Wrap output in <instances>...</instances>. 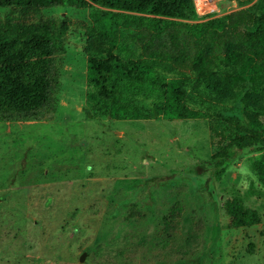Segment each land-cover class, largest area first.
Returning a JSON list of instances; mask_svg holds the SVG:
<instances>
[{"label":"rangeland","instance_id":"374dc122","mask_svg":"<svg viewBox=\"0 0 264 264\" xmlns=\"http://www.w3.org/2000/svg\"><path fill=\"white\" fill-rule=\"evenodd\" d=\"M193 4L200 19L237 7ZM89 11L42 12L68 27L53 117L0 121V264H264V187L251 168L264 150L214 179L210 156L233 137L216 117L87 118ZM230 195L241 206L227 214ZM248 208L260 221L230 227Z\"/></svg>","mask_w":264,"mask_h":264},{"label":"trees","instance_id":"16d2710c","mask_svg":"<svg viewBox=\"0 0 264 264\" xmlns=\"http://www.w3.org/2000/svg\"><path fill=\"white\" fill-rule=\"evenodd\" d=\"M250 2V4H249ZM200 19L193 0H0V121L51 119L67 23L43 10L90 8L84 114L89 119L216 117L233 137L210 156L218 179L240 156L264 150V0ZM264 187V156L251 161ZM241 206L225 198L227 214ZM260 221L246 209L230 227Z\"/></svg>","mask_w":264,"mask_h":264},{"label":"built area","instance_id":"2783aa9c","mask_svg":"<svg viewBox=\"0 0 264 264\" xmlns=\"http://www.w3.org/2000/svg\"><path fill=\"white\" fill-rule=\"evenodd\" d=\"M231 2H235V4H236V0H230ZM202 2H205V3H207L208 5L211 3V0H202ZM237 6V5H236ZM194 7H195V5H194ZM237 8V7H236ZM196 10V9H195Z\"/></svg>","mask_w":264,"mask_h":264},{"label":"water","instance_id":"95a60500","mask_svg":"<svg viewBox=\"0 0 264 264\" xmlns=\"http://www.w3.org/2000/svg\"><path fill=\"white\" fill-rule=\"evenodd\" d=\"M85 256V252H81V254L78 257V260L81 262Z\"/></svg>","mask_w":264,"mask_h":264},{"label":"bare ground","instance_id":"6f19581e","mask_svg":"<svg viewBox=\"0 0 264 264\" xmlns=\"http://www.w3.org/2000/svg\"><path fill=\"white\" fill-rule=\"evenodd\" d=\"M196 1H201V0H195V2H196ZM204 3H205V2H203V4H204ZM206 4H207V3H206Z\"/></svg>","mask_w":264,"mask_h":264}]
</instances>
